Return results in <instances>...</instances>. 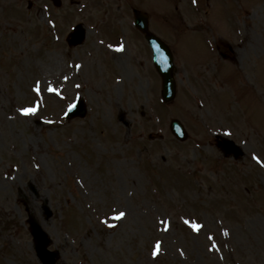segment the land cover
Returning <instances> with one entry per match:
<instances>
[{"label":"rangeland","instance_id":"rangeland-1","mask_svg":"<svg viewBox=\"0 0 264 264\" xmlns=\"http://www.w3.org/2000/svg\"><path fill=\"white\" fill-rule=\"evenodd\" d=\"M134 8L175 54L166 107ZM263 94L264 0H0V264H42L33 222L48 264H264Z\"/></svg>","mask_w":264,"mask_h":264},{"label":"water","instance_id":"water-1","mask_svg":"<svg viewBox=\"0 0 264 264\" xmlns=\"http://www.w3.org/2000/svg\"><path fill=\"white\" fill-rule=\"evenodd\" d=\"M140 21H141V25H140L141 29L143 31H147L146 21L143 22V19H141ZM77 37L78 39H81L79 35ZM148 39L150 43L152 44V47L154 48V52H155L154 57H155L156 65L165 77V87H164L165 88V98L170 99L174 97V94H175V83L170 74L172 70V67H171L172 58L170 56L171 54L169 53L168 49L165 46H163V43L160 40L156 39L153 36H148ZM74 115L84 116L85 111L84 110L74 111V113H72L70 117ZM172 130H174L180 138H185V133L182 127L179 125V123L174 122L172 125ZM32 231H33L35 238L39 241L40 245L44 244V241H43L44 237H43L42 231H40V228L38 226H35L33 227ZM38 254L40 258L43 260L42 262L46 264L49 258V253L44 248H42L38 251Z\"/></svg>","mask_w":264,"mask_h":264},{"label":"snow or ice","instance_id":"snow-or-ice-1","mask_svg":"<svg viewBox=\"0 0 264 264\" xmlns=\"http://www.w3.org/2000/svg\"><path fill=\"white\" fill-rule=\"evenodd\" d=\"M193 3H196L197 0H192ZM119 51H123V45H121L119 48H118ZM77 67H79V65H77ZM65 79H67V77H64ZM77 87H79V85H77ZM34 91H36L38 94L40 93V87H39V82H37L35 88H34ZM49 91H58L57 89H55L54 87L52 86H49ZM72 107V106H70ZM21 112V114L23 115H32L34 114L36 111H37V108L36 107H22L20 108L19 110ZM254 159H256L258 162L264 164V161H260V158L255 156L254 155ZM126 213L123 212V211H119L117 213L114 214V219H122L123 217H125ZM105 223H107V221H105ZM185 223L186 224H189L194 230L196 231H199L200 228L203 227V225L199 224V223H196V222H192V221H189V220H185ZM109 227H115V225H109ZM225 234H227V231L225 230ZM160 250V242H157L156 246H155V249L152 253L153 256H156L157 253L159 252Z\"/></svg>","mask_w":264,"mask_h":264}]
</instances>
